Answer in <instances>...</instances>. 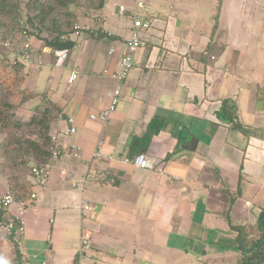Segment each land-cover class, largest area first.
I'll return each instance as SVG.
<instances>
[{
    "label": "crops",
    "instance_id": "crops-1",
    "mask_svg": "<svg viewBox=\"0 0 264 264\" xmlns=\"http://www.w3.org/2000/svg\"><path fill=\"white\" fill-rule=\"evenodd\" d=\"M145 1L147 9L140 13L150 21V29L143 32L148 44L132 52L134 67L123 85L122 103L107 123L91 115L109 105V92L117 85L103 71L117 69L133 27L134 0H107L100 23L92 19L89 23L101 27L98 37L91 32L73 33L75 45L63 64L58 65L57 58H47L48 54H44L47 61L43 65L26 63L22 75L32 91L47 92L62 107L51 122V134L60 135L61 145L66 147L61 133L69 126L68 116H73L77 126L73 141L89 162L56 161L47 185L40 187L30 178L31 187L10 208L16 215L25 203L23 233L19 231V235L27 264H81L78 249L85 231L90 232L92 249L82 264H180V248L200 249L202 241L222 231L217 227L221 208L211 207L210 196L202 191L192 195L195 185L215 189L226 182L224 170L228 169L215 166L213 161L219 156L214 153L225 154L232 147L243 152L241 161L245 159L250 169L256 171L262 165L264 146L258 137L241 141L242 148L230 143L228 136L233 130L217 116L222 99L229 97L237 101L241 113L245 88L237 84L239 97L233 95L234 75L229 72L233 62L235 73L245 69L240 58L245 52L241 32L264 43L247 25L249 15L262 22L264 0ZM121 5L126 7L123 14ZM42 41L34 42L35 58L46 46ZM112 44L118 48L113 56L108 53ZM51 65L57 69L66 66L65 84L61 79L56 82L48 71L43 85L42 73ZM75 69L80 77L70 85L68 79ZM250 81L246 80V85ZM38 99L25 103L26 114ZM157 122L160 128L148 142L143 136L150 124ZM192 140H196L195 148H191ZM100 141L104 142V156L96 158ZM212 147L210 159L205 149ZM141 151L153 158V168H138L125 161ZM256 173L255 178L260 179L262 171ZM230 176L234 185L241 178L236 171ZM83 179V187H77ZM7 191L1 186L0 195ZM33 192L37 194L34 199ZM84 200L89 208L83 206ZM254 202L247 199L239 209L238 214L246 213L245 223L247 215L256 219ZM181 225L186 230L182 231Z\"/></svg>",
    "mask_w": 264,
    "mask_h": 264
},
{
    "label": "rangeland",
    "instance_id": "rangeland-1",
    "mask_svg": "<svg viewBox=\"0 0 264 264\" xmlns=\"http://www.w3.org/2000/svg\"><path fill=\"white\" fill-rule=\"evenodd\" d=\"M61 1L67 3L66 0H39L36 6L32 4L34 3V0H0L2 6H6V8H9L13 4H18L16 6L18 8H12L8 14L2 17L3 19H0V58L1 53L5 54V52H11L9 48L5 46V42L11 41L12 43H14L20 41L18 30L16 31V27L14 26V22L12 20V18L14 16H17L20 12L24 16H27L29 13H34L36 11H40L39 13L41 14V16L50 14V17H53L54 15H58L62 23H65V21H67V17L69 16V20H71V25L69 29H73V31L75 23L91 25L89 23L91 22L92 18H95L94 22H96L97 24L100 23L98 19L101 18L102 12L100 10L96 12L94 10V7H92L95 3H98V0H76L73 3L68 2V5L66 6H62L60 4ZM53 7H55V12H53ZM67 12H75V14L72 16L68 15ZM4 19H7V21L5 22ZM254 20H256L255 17H252L250 15L248 16V22H250V24H247L248 29L254 33L253 35L259 37V41H262L264 38V18L261 17V19H259L262 22H256ZM251 21L254 22L255 26L252 25ZM46 30V32L49 33L50 36L53 35L52 31L49 28ZM47 33L44 32L42 37L35 38V41L43 40L41 44L44 45V37L47 35ZM240 36L243 42L242 44L245 45V52H241L240 56L241 61L244 62L243 65L245 66V69H240L241 71L235 73L237 66L234 62L232 63L234 67H232L229 74L234 75L233 79L236 89L234 88L232 90L233 92L231 93L239 97L237 89H239L241 84L243 85V88H245V90H243L241 93L242 108L239 117L241 116V121L244 124H246L245 122H252L255 123L254 125L260 127V131L257 133V137L261 141L262 146H264V43L258 42L253 38L247 37L246 35H244L243 32L240 33ZM42 47L41 49H39L40 52H42ZM247 48H249L248 52ZM46 56L47 58H49L48 56H51V58L56 60V56L54 54H48ZM34 64L37 63L34 62ZM0 68L2 67L0 66ZM48 71H51V74H54L56 82L60 81L61 79L62 85L65 84V80L67 78L66 66L62 69H57L56 66L53 65L48 68H44L42 78L44 80L43 85L45 86L47 79L45 80L44 76L47 75ZM21 75L22 74L18 73L20 79ZM25 77L22 78L23 82L22 80H20L18 86L21 84L20 89H24L25 91H31L32 86L26 81ZM249 79H251L250 84L246 85V80ZM237 84H239V87L237 86ZM20 89L19 92H17L15 87L12 90L4 89L0 93V103L13 104V107L11 108L8 107L6 109L5 107L6 111L11 115L12 119L16 121H27L31 118L33 113L32 110L28 114L24 112L26 105H22L21 99L23 95L21 93L22 90L20 91ZM121 103L122 95L120 96V100L118 102L117 107ZM217 117H219L222 122H226L223 117L219 115ZM28 130L29 129H25L24 134H28ZM239 135L241 136L242 140H240ZM7 136H9L8 133L0 125V178L5 181H0V188L1 186L10 188L11 179V185L14 186L16 189L18 188L19 191H22L21 189H23L20 184L28 183V187L26 188L25 186V190H27L32 185V181L30 180V178L29 180L27 179V176L29 175V165L27 162L30 158L27 155H22V153L16 149V142L12 140H7ZM221 139H223L222 136ZM243 140H248V138L247 136H245V134L239 131L233 130V132H230L228 136V141L230 143L240 144L241 148L244 147L243 142L241 144V141ZM213 150V147L205 149V151L210 154V159L213 158V156L211 155ZM228 150L229 151H227V153L225 154L214 153L215 155H218L219 158L216 157L217 159L215 158V160L213 161V163H216L215 166L220 169L223 168L224 165H226L228 169L226 171L224 170V172L227 174L225 179L226 182L224 183L223 180V182L220 185L216 186L215 189L207 188L203 190L204 187L200 184L199 186L195 185V188H193L192 190V195H196L201 191L202 195L206 193L210 196L211 207L215 206L216 209L217 207L221 208V211L218 212L220 217L217 218V220L219 221L217 227H219L222 231L218 233L216 237H209L206 240L202 241L200 244V249L189 247L184 249L180 248V264H195V262H197L196 264H218L217 262L219 261L221 262V264H235V262L238 260L239 251L237 249L235 232L234 230L230 229L227 223L229 222L227 220L228 208L231 206V208H229V213L230 215H232L231 223L237 225L238 222L244 221L243 223H245L246 213H238L239 209L243 207L247 199H255V201L262 200L264 202V152L262 153L263 158L260 160L262 165L259 166L258 169L255 166L256 171H259L260 173L262 171V177H259L260 179H258L255 178L256 175H258L256 171L247 167L248 162H245V159L241 161L242 151H237L235 148L232 147H228ZM210 162H212V160ZM213 163H211V167L212 171L215 173L217 169L215 171ZM211 167L208 166L207 169H210L211 171ZM235 171L236 175H238V177H241L236 183V185L232 183L234 177L230 176L233 175ZM254 204L256 207L257 203ZM235 215H237L238 218H235ZM252 219L253 218L251 216L247 215L246 223L249 222L252 224V221H254ZM227 227L229 228L227 229ZM180 228L182 231L186 230L183 225H181ZM8 230V226L0 224V261L4 264H13L14 255L8 241L6 240V234ZM186 236L189 237L190 235L186 234ZM196 244L198 243L196 242ZM180 245H183V241H180ZM174 254L176 255V253ZM208 259L211 260L209 263L207 262Z\"/></svg>",
    "mask_w": 264,
    "mask_h": 264
},
{
    "label": "trees",
    "instance_id": "trees-1",
    "mask_svg": "<svg viewBox=\"0 0 264 264\" xmlns=\"http://www.w3.org/2000/svg\"><path fill=\"white\" fill-rule=\"evenodd\" d=\"M66 1L67 3H73L76 0ZM37 2H39V0H34V3L32 4L37 6ZM67 3L61 1L60 4L66 6L68 5ZM106 3L107 0H98V3H95L92 7H94L96 12L99 10L101 11L106 6ZM17 5L18 4H13L10 7L8 6L9 8H6V6H2L1 4L0 19H3L2 17L8 14L12 8H18L16 7ZM39 12L36 11L34 13H29L27 16L22 15L20 12L17 16L12 18L16 31L18 30L20 36L19 40L22 39L21 29H25L23 20H27L31 24V28L27 31L32 35L34 34L35 38H41L44 32L47 33L46 29L48 28L52 31V36L47 37L46 35L44 37V43L46 46H50L54 50H69L73 48L75 45V41L72 38L74 31L73 29H69L71 25L69 16L67 17V21L62 23L58 15H54L53 17H50V14L41 16ZM53 12H55V7H53ZM67 13L72 16L75 14V12ZM4 20L5 22L7 21V19ZM92 21L94 22L95 18H92ZM33 29H37L38 34H35L37 32ZM14 56L15 54L12 52H5V54L1 53L0 66L2 68H0V93L4 89L12 90L14 87L17 92H19L21 84L19 86L18 84L20 80L25 77V74L23 76L21 75L20 79L18 73L22 74L26 67V63L12 64V57ZM20 91L23 95L21 99L22 105L30 100L39 98L38 103L32 108L33 115L27 121H16L12 119L11 115L6 111L8 107H13V104L0 103V125L9 135L7 136V140L16 142V149L20 151L22 155L29 156L30 159L27 162L29 165V175L27 176V179L29 180V178H33V167L35 165L45 162H56L51 150V146L53 145L51 122L63 110L57 102L51 99L47 92H36L32 90L25 91L24 89H20ZM218 115L228 122L232 130L245 134L248 140L251 137L257 136V133L260 131V127L249 126L242 123L239 117L240 113L237 101L232 97L222 99ZM159 128V122H157L155 126L151 123L143 136L145 140L149 142L153 134L157 132ZM25 129H29L28 134H24ZM104 179L105 178H103V181ZM11 183L10 179V188L8 189L14 195L15 201H18L24 196L28 183L20 184V186L23 187V189H21L22 191H19L18 188L16 189ZM254 203H257L258 212L256 219L252 224L248 222L234 225L231 223V216L228 213V221L231 229L235 232L237 249L239 251L236 264H264V202L261 200L255 201ZM0 224L9 227L6 234V240L8 241L14 255L13 264H27L20 244L21 240L19 231L21 222L11 214L10 209H6L2 205H0ZM0 264L4 263L0 261Z\"/></svg>",
    "mask_w": 264,
    "mask_h": 264
},
{
    "label": "built area",
    "instance_id": "built-area-1",
    "mask_svg": "<svg viewBox=\"0 0 264 264\" xmlns=\"http://www.w3.org/2000/svg\"><path fill=\"white\" fill-rule=\"evenodd\" d=\"M147 9L146 1L145 0H134L133 4V27L131 28L130 35L126 39L125 42V50L120 55L117 69L111 71L109 69H105L103 71L104 75H108L116 80L117 85L116 87L109 92L110 103L109 105L101 110L100 112L93 113L91 115L92 119L102 121L107 123L112 113L117 109L118 102L120 100V96L122 95L123 85L126 82L132 68L134 67L132 52H135L139 48H143L147 46L148 40L144 37L143 32L150 29V21L145 20L140 10ZM120 13H124L126 11V7L124 5L120 6ZM23 24L25 29H21L22 39L19 42L12 43L11 41L5 42V46L9 48V50L15 54L12 57V64L17 63H31L37 62L39 65H43L45 62V55L44 54H54L57 58L56 63L61 65L64 63L65 58L67 56L68 50H54L50 46H45L42 49V52L36 56L34 55L35 46H34V39L35 35L30 34L27 30L31 28V24L27 20H23ZM101 27L99 26H91L83 23H75L74 25V33L81 34L84 32H91L95 34L97 37L99 35ZM37 32V29H33ZM35 33V32H34ZM35 34H38L35 33ZM107 35L111 36L112 32L107 31ZM50 34H47L49 37ZM118 52L117 46L112 44L108 50V53L113 56ZM80 77V72L78 70H73L69 76L68 83L70 85L74 84ZM69 122V126L61 133L63 138L66 141L67 146L64 147L61 145L60 139L58 134H52V142L53 145L51 146V150L53 153V158L55 161H59L60 163H68L72 159L79 160L81 164L88 165V161L83 159L82 149L81 147L73 141L74 135L77 133V126L75 122V118L73 116H68L67 118ZM103 145L104 142L100 141L98 143V147L94 152V156L96 158L103 157ZM112 156H110L111 158ZM125 161L127 163H131L138 168L143 169H150L153 168L155 165V161L150 156V154L146 151L139 152L135 157L130 158L126 157ZM53 162H45L39 165H35L33 167V179L40 187H45L49 181V178L52 173L53 169ZM85 179L79 181L77 183V187H83ZM36 192L31 194V198H36ZM15 203L14 195L7 191L4 194L0 195V205L4 206L6 209H10L12 205ZM24 206L25 203L22 202L21 208L19 212L14 215L17 220L21 222L20 227V234L23 233V217H24ZM83 206L85 208H89V202L84 200ZM92 249L91 243V236L89 231L83 232L80 240V246L78 249V257L79 261L82 264L85 256L88 252Z\"/></svg>",
    "mask_w": 264,
    "mask_h": 264
},
{
    "label": "water",
    "instance_id": "water-1",
    "mask_svg": "<svg viewBox=\"0 0 264 264\" xmlns=\"http://www.w3.org/2000/svg\"><path fill=\"white\" fill-rule=\"evenodd\" d=\"M195 143H196V140H192L191 148H195Z\"/></svg>",
    "mask_w": 264,
    "mask_h": 264
}]
</instances>
